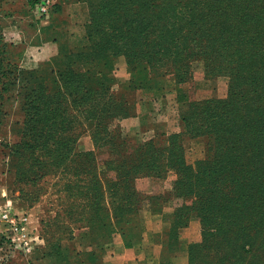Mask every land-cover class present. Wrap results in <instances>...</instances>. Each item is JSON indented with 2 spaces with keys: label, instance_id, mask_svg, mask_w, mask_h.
Masks as SVG:
<instances>
[{
  "label": "rangeland",
  "instance_id": "obj_1",
  "mask_svg": "<svg viewBox=\"0 0 264 264\" xmlns=\"http://www.w3.org/2000/svg\"><path fill=\"white\" fill-rule=\"evenodd\" d=\"M244 1L254 6L241 9L243 20L218 0H155L138 19L130 10L135 36H123L125 25L121 36H95L94 75H81L93 90L74 97L60 51L90 41L64 36L61 0L45 15L36 0H0V212L24 220L28 240L9 248L0 220V264H77L83 242L106 236L100 225L113 220L125 230H114L118 241L154 242L142 253L168 239L178 252L201 242L200 208L226 215L223 222L248 220V229H213L208 238L228 235L242 259L240 245L253 242L264 264V214L254 212L264 208V64L256 55L264 54V0ZM33 70L42 79L30 84ZM216 148L212 168H199ZM171 161L188 165L185 185L203 171L195 179L212 181L215 198L195 201Z\"/></svg>",
  "mask_w": 264,
  "mask_h": 264
},
{
  "label": "trees",
  "instance_id": "obj_2",
  "mask_svg": "<svg viewBox=\"0 0 264 264\" xmlns=\"http://www.w3.org/2000/svg\"><path fill=\"white\" fill-rule=\"evenodd\" d=\"M37 1V0H36ZM88 3V7H89V19L88 22L86 23V33H87V39L90 41V44L88 46H82L80 48L77 49H66V50H62V52L60 51L62 56L64 53V57L65 58H60L63 60L66 66V69L68 70V72L71 74L72 76V80L75 81V85H74V89L72 90V87L69 88V94L73 95L74 97L76 95H78V93L80 92V90H85L82 94L81 97H83L84 95H88L93 88H88L86 83H84L85 79L84 77H82V73L88 74V75H94V72L92 70V68H90V66L88 65V63L91 61L92 62V56H94L95 54L97 55V50L95 49V44H94V37L95 36H121L118 34L117 32V26L119 25H125L126 27V31L127 34H123V36H135L133 31L137 28H135V26L132 25V12L130 10L132 9H136L137 13L133 14L136 19L144 17V15H139L138 11L141 10L142 8H150L154 6V1L155 0H86ZM217 2V0H215ZM219 3L222 2H227V5L232 9V8H236L239 12V16L238 19H245L244 15L241 13V9L245 10L248 6H254L253 2H249L247 3L244 0H218ZM248 5V6H247ZM150 9H148L147 11L149 12ZM261 10L264 11V4L261 6ZM259 15V12H256V16ZM231 16H233L234 18H237V15L235 12H231ZM242 19V20H243ZM128 29H130V32L128 31ZM251 36H254V34H251ZM88 41V42H89ZM254 50H257L254 47ZM248 52H252V50L248 51ZM100 55H102L100 53ZM258 61L260 64H264V54L258 53L256 54ZM59 58V57H54ZM76 65H80L82 67V70L80 69H76ZM102 69L103 71L111 69L110 66V62L109 61H104L102 64ZM53 68H50V71H52ZM55 71H57V69L55 68ZM26 72V71H25ZM42 74V71H30V77H29V83L33 84L35 82H39L42 78H40L38 75ZM63 78H59V80H64V76H62ZM66 79V78H65ZM101 79V78H100ZM103 80V79H101ZM251 83V81H250ZM104 82L101 81L100 82V86H103ZM36 85V84H35ZM34 85V86H35ZM105 86V85H104ZM23 87H30L29 84H25L23 85ZM106 88L108 86H105ZM36 87H33L31 89V91L33 90L34 93L35 92ZM250 97V99H253V95L249 94L248 95ZM75 99V98H74ZM35 103V100H31L30 102H26L25 103V108L26 106H29V108ZM260 104L262 105V102H260ZM59 114V110L56 109L53 114H52V123L55 124L56 122V118ZM56 125V124H55ZM233 131V129H228L227 132H231ZM207 134V133H206ZM54 137V135H51ZM61 142V140L59 141ZM51 145H55L56 146V141L52 140ZM219 150V151H218ZM217 152L222 153V151H220V149L216 148V153H214V159H208L206 161L201 162L203 163L202 166H198L201 169H206L209 166L212 168V166L214 165V162L217 160ZM171 165L176 167V170L178 172V179L176 182L179 183V186H183L186 187V189H193L194 190V197H196L197 201L198 199L200 201L202 200H207L209 197L210 198H215V196L213 197V193H216L215 188L216 187H211L210 185L212 184V181H210L208 178H206L205 181H202V183L199 184V181L197 179H195V177H199L201 175V173L203 171H198L197 173L194 174V177H192L190 179V183L188 185H185L186 180V173H185V177L183 178V176L181 175V171L183 169H188V165H185L184 162L182 164H180L179 166H175V162L171 161ZM199 169V170H201ZM187 172V171H186ZM210 174V172L208 173ZM191 175V174H190ZM222 181V180H221ZM193 184H197L194 185ZM217 184V182H216ZM193 186V187H192ZM202 186H210V188H208L207 191L204 190V187ZM95 194L94 193V197L92 198V202L93 204L97 203V200L95 199ZM191 196V195H190ZM241 196L246 197V193H242ZM125 198V197H124ZM194 201V202H195ZM199 201V202H200ZM198 202V203H199ZM195 206V204H193ZM251 206V203H250ZM255 210L254 212L259 214V213H263L264 214V208L263 205H256V207H254ZM198 214L201 217V221H202V232H201V242H190L187 246V250H188V258H189V262L190 264H258V260L255 257L256 256V249L254 248V244L253 242H251V244L246 243V241H244L241 245H240V250L242 252V254H244L245 259L240 258L239 256H237V252L235 248H231L230 245H236V247H239V245L236 243V241H234V239L227 237L228 235L224 236L227 238L222 237V239H218L217 242L212 241L210 238H208L209 236V230H213L215 232H218L219 230H221L223 233L224 232H229L230 231H239V229L241 228H247L248 226H250V222L247 223L248 220H243V219H239L238 220H234V221H226V217H225V222H223V215L222 213H215V214H211L207 209L204 210L203 208L198 209ZM214 215V216H213ZM206 217V220H204V217ZM213 216L212 218V222L208 221L209 218ZM220 217L221 221H219V223L215 224L213 222V219L215 217ZM226 216V215H224ZM228 216V215H227ZM183 216H178L177 218H182ZM238 221V222H237ZM117 220L116 221H111V222H107L104 224H101V233L104 235H113L114 230L119 229V231L124 230L123 228L117 227ZM186 224V221L183 222V225ZM176 225V224H175ZM106 229V230H105ZM172 230H176V226L173 228H170ZM125 231V230H124ZM167 243H169L170 245V250L173 251L174 245L173 242L171 240H167L165 241ZM209 242H211L214 247L211 248L209 244ZM126 244H129L130 246L134 245V242H127ZM96 257L95 255L91 256L90 261L94 264H98L96 263Z\"/></svg>",
  "mask_w": 264,
  "mask_h": 264
},
{
  "label": "crops",
  "instance_id": "obj_3",
  "mask_svg": "<svg viewBox=\"0 0 264 264\" xmlns=\"http://www.w3.org/2000/svg\"><path fill=\"white\" fill-rule=\"evenodd\" d=\"M63 14L66 16L64 36H87L86 23L89 19V7L86 0H61ZM82 10V11H80ZM59 30V26H55ZM58 31L55 36H58ZM149 242H142L140 246H130L116 239V236L106 235L98 241H84L82 252L77 256L80 258L77 264L91 263V256L95 255L98 264H190L188 250L180 249L178 252L171 251L167 242L159 244V249L153 254L142 253ZM154 242L149 243V248Z\"/></svg>",
  "mask_w": 264,
  "mask_h": 264
},
{
  "label": "built area",
  "instance_id": "obj_4",
  "mask_svg": "<svg viewBox=\"0 0 264 264\" xmlns=\"http://www.w3.org/2000/svg\"><path fill=\"white\" fill-rule=\"evenodd\" d=\"M52 6V0H37L35 3V9L39 15H45L49 12ZM9 204L7 203L6 206ZM0 220L4 222L5 228L2 230V235L9 239V248H18V238H22L19 245L27 246V227L26 222L18 217L13 216L10 212L4 209L0 212Z\"/></svg>",
  "mask_w": 264,
  "mask_h": 264
}]
</instances>
